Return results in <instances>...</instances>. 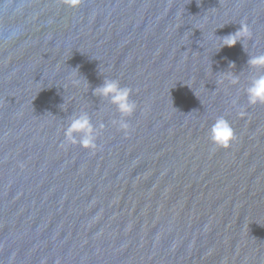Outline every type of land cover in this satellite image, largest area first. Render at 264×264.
<instances>
[{
    "label": "water",
    "instance_id": "obj_1",
    "mask_svg": "<svg viewBox=\"0 0 264 264\" xmlns=\"http://www.w3.org/2000/svg\"><path fill=\"white\" fill-rule=\"evenodd\" d=\"M261 53L264 0H0V264H264ZM81 112L94 150L65 138Z\"/></svg>",
    "mask_w": 264,
    "mask_h": 264
},
{
    "label": "clouds",
    "instance_id": "obj_2",
    "mask_svg": "<svg viewBox=\"0 0 264 264\" xmlns=\"http://www.w3.org/2000/svg\"><path fill=\"white\" fill-rule=\"evenodd\" d=\"M69 7H77L81 0H64ZM251 33L246 24H241L239 29L232 34L226 35L221 40V47L234 46L241 39L250 37ZM248 65L252 68H264V53L259 55L249 56L247 61ZM226 77L231 80L233 84L238 82V79L232 74H226ZM79 83V81H74ZM130 89L127 87H121L118 80L105 79L104 83L93 89L94 95H99L103 98H107L109 103L116 106V110L121 114V119L113 123L118 125L122 130H127L129 124L123 117L130 116L136 105L129 100ZM247 101L250 105L264 104V74L254 76L248 86L245 89ZM244 115V113H241ZM103 128L104 125L99 126ZM65 138L70 144H79L85 149H95L96 139L99 135L98 129L93 126L90 118L86 112L74 114L69 119L68 125L64 131ZM79 137V138H77ZM208 137L210 142L216 147L227 148L229 142L234 139V131L229 122L224 117L216 118L215 122L208 130Z\"/></svg>",
    "mask_w": 264,
    "mask_h": 264
}]
</instances>
